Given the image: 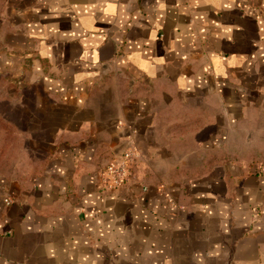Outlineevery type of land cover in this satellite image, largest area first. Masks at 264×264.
Instances as JSON below:
<instances>
[{
	"label": "crops",
	"instance_id": "0c3cea01",
	"mask_svg": "<svg viewBox=\"0 0 264 264\" xmlns=\"http://www.w3.org/2000/svg\"><path fill=\"white\" fill-rule=\"evenodd\" d=\"M3 21L23 147L0 264H264V0H8Z\"/></svg>",
	"mask_w": 264,
	"mask_h": 264
},
{
	"label": "rangeland",
	"instance_id": "374dc122",
	"mask_svg": "<svg viewBox=\"0 0 264 264\" xmlns=\"http://www.w3.org/2000/svg\"><path fill=\"white\" fill-rule=\"evenodd\" d=\"M7 3H8V0H0V26L3 25V22H4L3 20L5 18V11L7 8ZM0 91H1V82H0ZM0 105H1L0 106V116L2 118L4 119H7L8 117L11 119L15 118L16 116L15 111H10V109L6 106V104H3L1 101H0ZM263 117H264L263 115H260L258 120L262 121L264 119ZM12 125L14 126V130H11L10 131L11 133L8 132L7 130L2 129V127H0V137H1V133H3V138H2L3 142L0 144V151H2V154H0V170H2V172L6 171L3 168L4 166L9 167L17 160L19 149L20 147H23V143L21 142L20 137L16 135L17 130L15 129L17 128L14 122H12Z\"/></svg>",
	"mask_w": 264,
	"mask_h": 264
},
{
	"label": "built area",
	"instance_id": "2783aa9c",
	"mask_svg": "<svg viewBox=\"0 0 264 264\" xmlns=\"http://www.w3.org/2000/svg\"><path fill=\"white\" fill-rule=\"evenodd\" d=\"M139 159L138 150L131 146L123 151L117 160L109 163L100 173L101 180L105 189H117L125 186L131 178V173L137 160ZM10 204V201H6Z\"/></svg>",
	"mask_w": 264,
	"mask_h": 264
}]
</instances>
